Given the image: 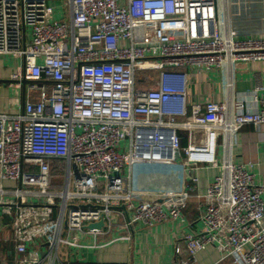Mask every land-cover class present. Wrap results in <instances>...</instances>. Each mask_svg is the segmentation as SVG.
<instances>
[{"label": "built area", "instance_id": "1", "mask_svg": "<svg viewBox=\"0 0 264 264\" xmlns=\"http://www.w3.org/2000/svg\"><path fill=\"white\" fill-rule=\"evenodd\" d=\"M56 2L68 20H54ZM217 2L0 0V56L20 62L9 111L24 102L0 114V208L16 264H66L62 250L84 248L81 236L102 247L130 240L138 224L182 229L197 172L209 167L219 175L201 233H184L175 257L187 258L165 264H199L208 247L222 261L264 264V187L233 153L237 133L264 125L262 88L238 108L233 89L237 68L264 62V36L220 33ZM222 72L223 103L208 91L190 103L191 83ZM136 166L145 168L137 184L150 175L155 189L158 176L162 188L133 190Z\"/></svg>", "mask_w": 264, "mask_h": 264}, {"label": "crops", "instance_id": "2", "mask_svg": "<svg viewBox=\"0 0 264 264\" xmlns=\"http://www.w3.org/2000/svg\"><path fill=\"white\" fill-rule=\"evenodd\" d=\"M218 4V29L224 33L229 29L233 40H250L264 36V0H227L225 6L222 1ZM62 14V7H61ZM61 19L68 20V16L61 15ZM60 19V20H61ZM11 58L8 56H1ZM15 60V59H14ZM18 62V68L20 62ZM18 68H6L0 61V80L10 81L11 75ZM15 69V70H14ZM234 107L238 108L245 96L254 92L256 86L262 88L261 96L264 95V62H255L240 66L234 72ZM206 77H199L196 83L190 84V103H201L204 100L205 91L209 92L210 98L217 103L226 100V78L222 73L211 74L210 81L206 83ZM14 86L10 83H0V114H19L22 112L23 100L13 111H9V90ZM12 98V97H11ZM251 104H245L244 110H248ZM183 146H187L184 139ZM234 162L244 165L254 174L256 184L264 187V125L255 128L244 127L234 138ZM221 159V151L219 153ZM219 175V169L203 168L197 172L200 179L197 191L188 202L184 211L187 226L182 229L171 222L159 224L153 228H146L141 224L134 225L128 241L109 243L102 247L94 246V239L81 236L84 248H64L63 255L66 264H165L175 259H186L187 254L175 257V248L181 244L184 233L196 235L201 233L202 223L200 217L205 208L204 196L207 187ZM144 176V175H143ZM133 183L132 189L143 194L149 191H158L162 188L163 179L156 177L154 187L149 186L150 175ZM6 188L14 187L13 183L5 184ZM149 195V194H147ZM113 236H117L114 233ZM15 246L11 229V219L2 214L0 208V264L15 263ZM199 264H232L231 260H221L215 248L208 247L206 251L198 254Z\"/></svg>", "mask_w": 264, "mask_h": 264}, {"label": "rangeland", "instance_id": "3", "mask_svg": "<svg viewBox=\"0 0 264 264\" xmlns=\"http://www.w3.org/2000/svg\"><path fill=\"white\" fill-rule=\"evenodd\" d=\"M55 6H56V9H55L56 10V15L54 16V20H60L62 18L61 17V15H62L61 14V3L60 2H56ZM0 61H3V63L6 66V68H15V69L18 68V62H17V60H14L12 58H6V57H1L0 56ZM147 75H148V73H141V72H139V74L137 75V77H138V79L139 78L140 79L141 78L144 79L145 77H147ZM8 90H9L10 98L16 96V88H13L12 90H10L8 88ZM30 95H31V100H34V98L38 97V93L35 92V91L31 92ZM144 170H145L144 167L136 166L134 168V177L135 178L133 179V181L135 183L137 181V178H139V176H141V174L144 173ZM62 180H63V178L60 177V181H62Z\"/></svg>", "mask_w": 264, "mask_h": 264}, {"label": "water", "instance_id": "4", "mask_svg": "<svg viewBox=\"0 0 264 264\" xmlns=\"http://www.w3.org/2000/svg\"><path fill=\"white\" fill-rule=\"evenodd\" d=\"M0 83H10V81H1L0 80ZM23 84L26 85V81L25 80L23 81ZM101 226H102V223H100L98 225L90 226V228H92V229H93V227L101 228Z\"/></svg>", "mask_w": 264, "mask_h": 264}, {"label": "trees", "instance_id": "5", "mask_svg": "<svg viewBox=\"0 0 264 264\" xmlns=\"http://www.w3.org/2000/svg\"><path fill=\"white\" fill-rule=\"evenodd\" d=\"M182 142H183L182 145L185 144V143H184V142H185L184 140H182Z\"/></svg>", "mask_w": 264, "mask_h": 264}]
</instances>
